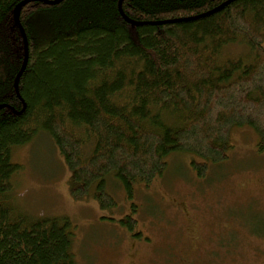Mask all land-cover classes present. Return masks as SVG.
Segmentation results:
<instances>
[{"label":"trees","instance_id":"16d2710c","mask_svg":"<svg viewBox=\"0 0 264 264\" xmlns=\"http://www.w3.org/2000/svg\"><path fill=\"white\" fill-rule=\"evenodd\" d=\"M20 1L0 0V264H76L70 217L30 215L9 199L22 167L13 151L39 131L70 171L71 197L101 208L115 205L109 175L130 195L173 152L201 158L190 163L203 174L226 158L235 126L251 127L264 151V0L211 13L227 0H121L138 25L119 0H28L19 98ZM239 42L245 54L225 53Z\"/></svg>","mask_w":264,"mask_h":264},{"label":"rangeland","instance_id":"374dc122","mask_svg":"<svg viewBox=\"0 0 264 264\" xmlns=\"http://www.w3.org/2000/svg\"><path fill=\"white\" fill-rule=\"evenodd\" d=\"M229 143L226 158L200 175L190 161L201 158L171 153L164 172L148 185L133 183L130 195L109 175L115 205L101 208L91 196L71 197L70 171L39 131L13 151L22 167L9 199L30 215L70 217L76 264H264V151L247 125L233 127Z\"/></svg>","mask_w":264,"mask_h":264},{"label":"water","instance_id":"95a60500","mask_svg":"<svg viewBox=\"0 0 264 264\" xmlns=\"http://www.w3.org/2000/svg\"><path fill=\"white\" fill-rule=\"evenodd\" d=\"M27 1H28V0H22V1H20L18 4H16V6L14 7V19H15L16 24H17V25L19 26V28H20L21 35H22V38H23V41H24V45H25V58H24V62H23V64H22L20 70H19L18 73L16 74L15 79H14V90H15V92H16L17 95H19V92H18V78H19L21 72L23 71V69H24V67H25V64H26V61H27V58H28L27 37H26L25 32H24V30H23V27H22V25L20 24V21H19V13H20L21 7H22ZM43 1H45V2H47V3H56V2H58V1H60V0H43ZM229 1H231V0H227L226 2L222 3L221 5H219L218 7L214 8L213 10L209 11L208 13H211L212 11H215V10L221 8L222 6L226 5ZM118 8H119V12H120V14L123 16V18H124L126 21H128V22H130V23H133L134 25H138V24H140V22L133 21V20L129 19L128 17H126V16L123 14V12H122V10H121V0H119V2H118ZM208 13H204V14H202V15H200V16H203V15L208 14ZM192 18H194V16H193ZM163 22H171V20H167V21H158V22H152V23H155V24H158V23H159V24H160V23H163ZM150 23H151V22H150ZM19 98H20V95H19ZM4 106H8V105H6V104H0V107H4ZM24 106H25V105H24V103H23V107H24Z\"/></svg>","mask_w":264,"mask_h":264},{"label":"bare ground","instance_id":"6f19581e","mask_svg":"<svg viewBox=\"0 0 264 264\" xmlns=\"http://www.w3.org/2000/svg\"><path fill=\"white\" fill-rule=\"evenodd\" d=\"M23 43H24V41H23ZM24 49H25V45H24Z\"/></svg>","mask_w":264,"mask_h":264}]
</instances>
